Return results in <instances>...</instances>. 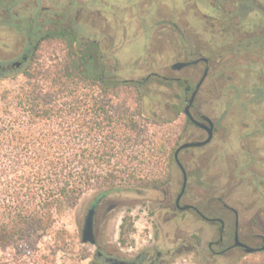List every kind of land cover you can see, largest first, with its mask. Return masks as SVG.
<instances>
[{"label":"flooded vegetation","instance_id":"af4514ba","mask_svg":"<svg viewBox=\"0 0 264 264\" xmlns=\"http://www.w3.org/2000/svg\"><path fill=\"white\" fill-rule=\"evenodd\" d=\"M43 62H73L86 75L132 84L141 93L143 114L157 124L183 117L169 150L158 154L165 158L152 175L155 184L94 191L83 201L78 233L82 240L90 222L92 257L100 264H174L176 257L191 255L196 263L211 264L243 251L234 246L235 237L251 245L224 193L229 184L245 179L264 188V95L257 91L264 88V0H0V81ZM126 75L131 77H121ZM224 76L215 87L217 102L227 111L237 102L236 122L229 124L236 127L231 140L237 154L228 156L226 184L213 187L219 180L211 182L205 168L215 165L216 157L205 148L215 142L217 125L204 108L216 79ZM188 113L206 127L211 122V138L181 148L175 157L179 145L207 138L206 129ZM192 129L198 137L191 136ZM222 145L228 148L226 141ZM123 191L134 194L132 203L152 206L153 225L140 248L123 249L107 238L115 211L132 204L118 196ZM216 205L233 218L230 235ZM258 213L264 215V209ZM210 225L214 237L200 238L196 229L206 231ZM254 236L251 246L264 244V233Z\"/></svg>","mask_w":264,"mask_h":264},{"label":"trees","instance_id":"16d2710c","mask_svg":"<svg viewBox=\"0 0 264 264\" xmlns=\"http://www.w3.org/2000/svg\"><path fill=\"white\" fill-rule=\"evenodd\" d=\"M11 79L17 86L0 90V253L28 255L87 191L155 184L142 166L171 141L148 133L157 121L135 86L73 62L37 63ZM132 231L123 217L120 234Z\"/></svg>","mask_w":264,"mask_h":264},{"label":"rangeland","instance_id":"374dc122","mask_svg":"<svg viewBox=\"0 0 264 264\" xmlns=\"http://www.w3.org/2000/svg\"><path fill=\"white\" fill-rule=\"evenodd\" d=\"M163 15L164 13L161 12L160 16ZM139 46L140 44H136L133 48L139 49ZM127 63L131 65V61H127ZM227 74L228 72L225 73L226 76ZM16 77H19V75ZM121 77H131V75ZM224 79L225 76L221 77L219 80L216 79L212 90L214 95L210 94L208 98L209 102L204 108V110L207 109L211 111L215 124L217 125L215 142H213L211 146L205 148L206 150L213 151L212 154L214 158L216 157V164L213 165L210 163L208 165L211 167L207 165L205 168L206 175L209 177L211 182H217L219 180V183L213 185V187H218V185L221 186V183L226 184L225 177L230 175L224 172L226 163L230 162L228 156L237 154V149L231 140V137L232 139H235V135L237 134L236 127L229 125L233 120V123L236 122L235 118L237 110L235 109V105L237 102L233 101V103L230 104L231 108L229 111L226 110V105L222 106L221 102H217L218 96L215 87L221 85ZM5 86L15 88L17 83L12 79L0 81V90ZM257 91L259 96L264 95V88H258ZM162 95L170 100L169 93H163ZM227 99L228 98H226L224 102H226ZM155 114L159 116L160 119L162 118L160 112L157 111ZM182 122L183 117L180 115L176 117L174 121L149 126L148 133L154 131L157 135L171 141V145L173 137L178 133V125L180 126ZM192 131L193 133L191 136L193 138L198 137V131L196 129H192ZM227 131L231 133V136H228ZM225 141L227 142L228 148L222 145V142ZM262 145H264V143ZM202 149L205 150L204 148ZM164 158L165 156L156 154L151 156V159L144 167L143 172H156L158 168L163 165ZM202 165L203 164L201 163V166ZM92 193V191H87L73 209L66 210L61 216H59L56 219L53 232H51L49 236L42 238L37 243L36 249L31 251L28 255H20L19 253H15L13 250L1 252L0 264H89L90 259H92L93 246L89 243H81L78 233V219L81 214L83 201ZM224 195L229 204L235 206L239 212L243 239L251 245L255 244L256 238L254 235L264 233V215L258 213L260 208L264 209V188H262V186H254L251 183V179H245L238 183L229 184ZM118 196L121 200L124 199L122 201L125 202V200H127L130 203L134 194L123 191V194L118 193ZM112 197L115 196H111V198ZM126 208L127 212L126 214H123ZM215 212L220 213V215L225 218L226 233L227 235H230L233 224L232 216H230V213L226 210L218 209V206ZM125 216L130 217V221L133 223V231L130 234L121 235L119 232V226L122 222V218ZM153 218L154 213L151 205L134 202L132 204H128L118 211H115L109 231L106 232L107 238L114 243L120 242L123 249L129 246L140 248L145 244V240L149 239L148 232L151 231ZM198 226L199 223H196V228H198ZM210 227L211 230L207 229L206 231L196 229L197 235H199L202 239L213 238L214 228L212 225H210ZM121 238L125 240L124 243L121 242ZM237 252V254L234 252L228 254L226 258H216L213 262H211V264H264V251L250 254H246L242 250H238ZM86 255H88V257L84 258ZM174 264L200 263L194 262L191 255H181L175 258Z\"/></svg>","mask_w":264,"mask_h":264},{"label":"water","instance_id":"95a60500","mask_svg":"<svg viewBox=\"0 0 264 264\" xmlns=\"http://www.w3.org/2000/svg\"><path fill=\"white\" fill-rule=\"evenodd\" d=\"M189 115V119L196 125L198 126H201V127H204L207 131V138L203 141H197V142H186V143H183L181 145H179L174 153L175 157H176V154L178 152V150H180L181 148H184V147H188V146H199V145H202L204 143H206L210 138H211V129H212V124L211 122L210 123V126L209 127H206L203 123L193 119V117L188 113ZM185 185V179H184V182H183V187ZM220 222H221V228H220V238H222V235H223V221L221 219H218ZM82 243H89V244H94L95 243V239L93 237V232H92V227H91V224L90 222L87 221L85 227H84V230H83V238L81 240ZM234 246H240L244 253L246 254H250V253H253V252H258V251H264V244L258 246V247H254V246H251V245H248V244H245L241 241H239L237 239V237H235V242H234ZM115 264H125L123 262H118V263H115Z\"/></svg>","mask_w":264,"mask_h":264}]
</instances>
